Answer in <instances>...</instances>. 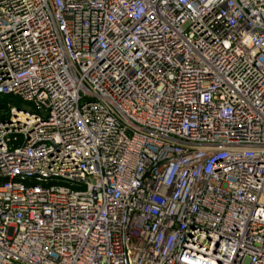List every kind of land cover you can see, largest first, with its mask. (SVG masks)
<instances>
[{
    "label": "built area",
    "instance_id": "built-area-1",
    "mask_svg": "<svg viewBox=\"0 0 264 264\" xmlns=\"http://www.w3.org/2000/svg\"><path fill=\"white\" fill-rule=\"evenodd\" d=\"M0 264H264V0H0Z\"/></svg>",
    "mask_w": 264,
    "mask_h": 264
},
{
    "label": "rangeland",
    "instance_id": "rangeland-1",
    "mask_svg": "<svg viewBox=\"0 0 264 264\" xmlns=\"http://www.w3.org/2000/svg\"><path fill=\"white\" fill-rule=\"evenodd\" d=\"M11 102V103H20L18 101H16V99L14 97H10V96H4L1 98L0 100V115L5 114L8 106L7 103Z\"/></svg>",
    "mask_w": 264,
    "mask_h": 264
},
{
    "label": "trees",
    "instance_id": "trees-1",
    "mask_svg": "<svg viewBox=\"0 0 264 264\" xmlns=\"http://www.w3.org/2000/svg\"><path fill=\"white\" fill-rule=\"evenodd\" d=\"M7 112V111H6ZM5 114L0 115V118L4 117Z\"/></svg>",
    "mask_w": 264,
    "mask_h": 264
}]
</instances>
